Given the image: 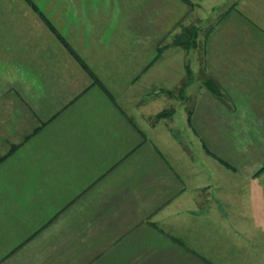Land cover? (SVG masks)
Here are the masks:
<instances>
[{"label":"crops","instance_id":"1","mask_svg":"<svg viewBox=\"0 0 264 264\" xmlns=\"http://www.w3.org/2000/svg\"><path fill=\"white\" fill-rule=\"evenodd\" d=\"M32 1L70 48L0 0V264H264V184L204 147L264 126V0ZM196 10L221 94L190 119L159 49Z\"/></svg>","mask_w":264,"mask_h":264},{"label":"rangeland","instance_id":"2","mask_svg":"<svg viewBox=\"0 0 264 264\" xmlns=\"http://www.w3.org/2000/svg\"><path fill=\"white\" fill-rule=\"evenodd\" d=\"M195 5L196 4L192 3L191 6L194 7ZM196 11L197 12L191 15L192 18L188 21L189 23L184 25L181 24L179 29L172 31L170 43L168 44V42H166L167 44H163L159 49L161 53L166 48L165 50L171 49L172 53L177 52L179 55H184L185 73L177 85L170 90L172 92L169 94L172 98L176 99L177 103L181 102L186 105L190 119L192 113L195 112V104L202 96V93L209 94L212 92L207 87L205 80L207 76L213 77L206 67L204 57L205 42L207 34L210 32L209 29L212 26V20L210 19L209 13L203 14L201 10ZM192 26L199 28L198 35L195 38L196 46H190L188 49L174 44L175 36L182 33L184 27ZM183 86L185 89L181 91ZM173 103H175V105L177 104L176 102ZM175 109L173 105L167 110L174 111ZM210 128L211 127H207V129ZM222 128L225 129L226 133H229V137L233 141L229 143L221 139L215 141L213 137V141L204 142L205 149L211 152H217L214 154H217L219 158L236 166L239 172L237 174V179L239 181H256L264 184V171L257 174L264 166V126L237 124L235 126L224 125ZM223 132L224 131H221V134H223ZM209 134L211 136L212 133ZM244 155L246 156L244 157Z\"/></svg>","mask_w":264,"mask_h":264},{"label":"trees","instance_id":"3","mask_svg":"<svg viewBox=\"0 0 264 264\" xmlns=\"http://www.w3.org/2000/svg\"><path fill=\"white\" fill-rule=\"evenodd\" d=\"M31 7H33V9L39 13V15L41 16V18L43 19V21L49 26V28L57 34L58 38L61 40V42H63L67 47L70 48V46L68 45V43L64 40V38L58 34L54 28V26L52 25V23L46 18V16L39 10L38 6L32 1V0H25ZM183 32L176 35L175 36V41H174V44L178 45V46H182V47H185V48H190V46H196V40L195 38L197 37L198 35V31H199V28L196 27V26H192V27H184L183 28ZM160 53V51H159ZM84 68L88 70L87 66L82 63ZM95 79V82L96 81V78ZM206 85L207 87L215 94H221V90H220V86H219V83L215 80V78L211 77V76H207L206 78ZM185 86V85H184ZM183 86L182 90L183 91L185 89V87ZM172 91H168V93H171ZM173 111L172 110H164L160 113L157 114V117L158 118H161V117H165V116H168V115H172ZM14 148L11 150L10 153H8L7 155L5 156H0V162H2L5 158H7V156H9V154H11L13 152ZM209 153H211L213 156L216 157V155L212 152L209 151ZM219 160L221 161V163H223L224 165H226L227 167H230L232 168V165L229 164L228 162H226L225 160L219 158ZM264 171V166L257 172V174H260Z\"/></svg>","mask_w":264,"mask_h":264}]
</instances>
